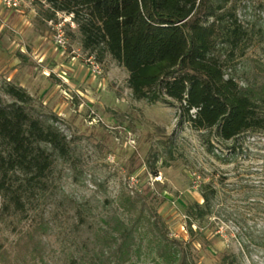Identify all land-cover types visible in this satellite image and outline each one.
<instances>
[{"label": "rangeland", "instance_id": "obj_1", "mask_svg": "<svg viewBox=\"0 0 264 264\" xmlns=\"http://www.w3.org/2000/svg\"><path fill=\"white\" fill-rule=\"evenodd\" d=\"M41 2L0 4V101L11 100L8 84L23 88L28 110L69 145L21 226L49 221L47 264H171L158 257L150 223L137 218L136 192L191 264H264V132L225 141L215 128H193L176 104L136 98L122 65L82 47L72 14L47 19ZM231 3L251 37L226 76L239 85L263 81L264 0ZM202 193L211 197L208 214L193 221L191 235L186 207L202 204ZM20 235L0 222L13 251ZM27 260L19 256L20 264H41Z\"/></svg>", "mask_w": 264, "mask_h": 264}, {"label": "trees", "instance_id": "obj_2", "mask_svg": "<svg viewBox=\"0 0 264 264\" xmlns=\"http://www.w3.org/2000/svg\"><path fill=\"white\" fill-rule=\"evenodd\" d=\"M36 1L47 5V19L56 12L72 14L82 47L98 60L108 54L122 65L136 98L176 104L193 128H215L225 141L244 132H264V80L239 85L231 73L226 76L251 37L230 0ZM4 91L11 100L0 101V222L21 235L17 251L0 238V264H20L22 255L47 264L49 221L40 218L21 226L34 198L48 187L54 158L65 159L69 145L58 129L28 110L31 97L23 88L8 84ZM136 195L141 199L137 218L143 216L156 232L158 257L167 254L171 264H191L181 241L165 234L157 213ZM201 195L202 204L186 207L191 235L199 229L193 230V221L208 214L211 197Z\"/></svg>", "mask_w": 264, "mask_h": 264}, {"label": "built area", "instance_id": "obj_3", "mask_svg": "<svg viewBox=\"0 0 264 264\" xmlns=\"http://www.w3.org/2000/svg\"><path fill=\"white\" fill-rule=\"evenodd\" d=\"M22 1H24V0H0V4H3L4 6L9 7V8H15L16 9V8L20 7ZM56 43L58 45L59 44L63 45L64 41L62 39L61 33H59L56 36Z\"/></svg>", "mask_w": 264, "mask_h": 264}, {"label": "bare ground", "instance_id": "obj_4", "mask_svg": "<svg viewBox=\"0 0 264 264\" xmlns=\"http://www.w3.org/2000/svg\"><path fill=\"white\" fill-rule=\"evenodd\" d=\"M64 79H66V78H64Z\"/></svg>", "mask_w": 264, "mask_h": 264}]
</instances>
